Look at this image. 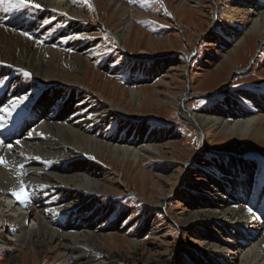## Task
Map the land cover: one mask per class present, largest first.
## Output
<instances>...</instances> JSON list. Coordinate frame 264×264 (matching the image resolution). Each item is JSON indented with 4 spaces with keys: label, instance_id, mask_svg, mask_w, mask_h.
<instances>
[{
    "label": "rangeland",
    "instance_id": "obj_1",
    "mask_svg": "<svg viewBox=\"0 0 264 264\" xmlns=\"http://www.w3.org/2000/svg\"><path fill=\"white\" fill-rule=\"evenodd\" d=\"M50 1H62L64 8L72 10L78 4L81 11L80 25L86 31L77 34L76 38L85 35L95 43V52L89 56V62L95 71L90 69L86 74H81L82 84L91 92H103L120 108L126 109L132 118L140 120L144 127L154 128L160 123L166 130L165 137L159 143L164 156L154 160L143 159L138 167L131 162L112 161L107 156H101L102 159L90 157L103 168H110L106 170L110 187L102 183L101 193H86V198L70 202L66 208L69 212L79 210L78 216L86 219L94 217L96 220L94 228L81 243L91 248L100 264H206V256L212 255L215 250L208 245L207 235L215 232L218 222L229 221L216 208L195 205L196 200L207 198L203 185L212 183L199 180L203 177V170H198L207 169L219 179L224 177L225 169L237 162L235 155L230 152L237 150V156L258 166L254 175L257 178L256 186L263 188L264 147L253 140L218 136L214 132L208 134V142L204 146L200 130L191 122L189 111L200 113L216 106L227 96L239 97V90L264 93V46L257 48V38H249L248 45L239 56L234 55L233 61H227L226 55L232 42L221 39L212 41L225 27L226 21L220 9L233 0H206L202 8L191 0H123L130 6V18L136 24L127 45L120 44L111 33L117 24V16L105 0L101 1V6L94 4L92 0L87 3L84 0ZM84 7L88 10L82 11ZM31 9L34 8H29L33 13ZM58 19L59 16L53 17L45 21L36 32H29V36L22 32L21 36L35 42L36 47L43 48L47 43L55 47L50 28L55 26ZM66 27L67 25L63 28ZM46 29L48 32H45ZM41 32L43 35L40 39L36 35ZM243 32L245 31L241 30L240 33ZM212 42L213 46H210L209 43ZM62 44L65 48L67 41ZM213 48L220 53L214 56ZM68 55L72 57L74 52ZM208 58L214 59V64H206ZM126 60L130 62L125 63ZM254 60H259L257 65ZM0 61V108L8 107L12 99L25 96L24 93L13 96L16 93L10 91H21L17 81L20 76L35 85V90L29 96L39 97L37 92L48 88L45 87L48 84L35 77L33 72L28 71L31 76L26 77L19 67L8 62L5 64L1 58ZM141 61L149 65L158 61L159 70L145 76L144 71L134 69L135 64ZM70 68L69 66L68 70ZM197 71L201 74H194ZM9 78H13L12 84L5 88ZM191 80L194 88L189 84ZM130 87L140 89L147 96L142 106L138 107L135 102L130 101ZM183 88L189 94L184 103L176 107L166 102ZM6 94L9 95V100H5ZM159 99L161 103H158ZM241 99L246 105L250 104L246 98ZM24 102L11 116L0 112L5 117V126L0 128V157L3 159L10 153H20L18 150L27 148L29 142H36L28 141L29 138L25 136L38 124L35 121L33 126H27L34 120L30 117L35 105ZM122 118L120 115L107 116L104 126L110 130L109 138L124 136L131 129L132 123L127 125V121ZM42 137L47 138L45 135ZM217 145H224L226 148H213ZM257 148L262 149L254 151ZM198 153L200 157L195 165H188ZM14 178H17L18 186L13 190L19 191L23 184L25 192L30 196L28 186L20 179V172ZM100 179H105V176L102 175ZM105 187L110 189L105 191ZM113 188L120 190L117 192ZM261 188L259 192L263 194L264 189ZM11 192L12 190L10 194ZM17 202L21 204L18 200ZM192 204L196 207L193 210L190 209ZM252 210L254 214L256 208L253 207ZM10 213L7 209L4 214H0V264H64L62 254L72 244H59L49 235L20 247L9 245L11 242L6 230L14 234L17 229L8 220ZM53 216L55 217V213ZM68 218L61 216L58 222L61 224ZM48 226L51 229L57 227L53 224ZM231 233L234 231L226 229L217 236L225 239ZM249 245L248 242L244 247ZM213 256L212 264H226L223 255ZM232 262L236 264L238 261Z\"/></svg>",
    "mask_w": 264,
    "mask_h": 264
},
{
    "label": "bare ground",
    "instance_id": "obj_2",
    "mask_svg": "<svg viewBox=\"0 0 264 264\" xmlns=\"http://www.w3.org/2000/svg\"><path fill=\"white\" fill-rule=\"evenodd\" d=\"M101 1L92 0L99 6ZM105 1L117 16V24L112 28L111 33L120 44L127 45L128 38L131 39L136 28L135 21L130 16V6L123 0ZM191 1L197 3L200 8L204 7L206 2V0ZM32 3L40 5L39 8L31 9L33 13L29 11L31 6L13 10L7 2L0 5L1 60L5 61V64L8 62L26 72H33L35 77L48 84L45 85L48 88L37 92L39 97L29 96L35 90V85L22 76L17 78L21 91L10 89L16 93L13 96L24 93L27 97V105H35L30 117L34 120L27 126H33L32 123L35 121L38 124L25 135L29 138L28 141L36 142H29L27 148L18 150L20 153H10L4 158L7 164H0V214H4L8 209L11 212L8 220L17 227L14 234L6 230L10 237L9 245L20 247L49 235L59 244L65 245L67 242L72 244L62 254V263L100 264L91 248L81 243L86 239L87 233L94 228L95 218L86 219L78 216L79 210L73 212L66 210L70 202L86 198V193H101L102 183L110 187L106 176V170L110 168H103L90 157L102 159L101 156H107L112 161L131 162L138 167L143 159L154 160L164 156L159 143L165 137L166 130L165 127L160 126L162 125L160 123L158 127H144L140 120L132 118L126 109L120 108L103 92H91L87 86L83 85L84 83L82 84L81 74H86L87 70L93 69L89 56L95 52V43L85 35L76 38L77 34L86 31L80 25L79 12L81 11L78 4H75L72 10L64 8L65 4L62 1L51 3L50 0H32ZM83 10L87 11L88 8L84 7ZM220 12L226 21L225 27L222 33L214 37L212 41L221 39V41L232 42L229 53L226 55L227 61H233L234 55L239 56L248 45L249 38H257V48L264 46V0H233L220 9ZM58 16L55 26L50 28L53 32L52 44L55 47H51L48 43L43 48L36 47L35 42H30L21 36L22 32L29 33L33 30L36 32L45 21ZM65 25L67 27L63 28ZM241 30L245 32L240 33ZM43 32L36 36L41 39ZM45 32L48 30L46 29ZM64 41H67L65 48L62 44ZM209 45L213 46V42ZM73 52L74 55L69 57L68 54ZM219 53V50L213 48L214 56ZM128 60L125 63H129ZM213 60L208 58L206 64H214ZM254 61L257 65L259 60ZM262 64L264 65V60ZM69 66L70 70H68ZM159 67L158 61L151 65L141 61L135 64L134 69L144 71L147 76L157 72ZM194 74L201 73L197 71ZM12 81L13 78H9L4 87H10ZM189 84L191 88H194L192 80ZM128 90L130 101L135 102L138 107L142 106L147 96L138 88L130 87ZM238 94H240L239 97L227 96L216 106L200 113L189 111L191 122L200 130L204 146L207 145L208 134L214 132L218 136L253 140L264 147V93L239 90ZM188 95L183 88L171 99L166 98V102L178 107L180 103L185 102ZM66 98L68 100H65ZM241 98H246L250 104L246 105ZM9 99V95L6 94L5 100ZM158 101V103L162 102L160 99ZM7 106L11 107V104ZM108 115L122 116V119L127 121V125L132 123L131 129L124 136L109 138L110 130L106 128V125L104 126ZM42 135L47 138H43ZM213 148L224 150L226 146L217 145ZM260 149L262 148L252 149V151ZM230 153L235 155L237 162L225 169L224 177L219 179L207 169L199 168L198 170H203L202 176L205 178L203 180L201 176L199 180L212 183L203 185L207 198L202 201L197 198L195 205L216 208L229 221L228 223L216 222L215 232L207 235L208 245L215 250L212 255L206 256L205 263L212 264L213 254H221L226 264H233L234 260L238 261L236 264H259V262L264 264V192L263 194L259 192L261 187L257 188V178L254 176L258 166L237 156L239 154L237 150H231ZM199 154H196L188 165L194 166L200 157ZM19 165H23V168L20 169ZM19 172L25 173L20 174V179L24 180V185L28 186L31 192L25 206L19 204L10 194V191L18 186L14 175ZM102 175L105 179H100ZM109 187H105V191L110 189ZM113 189L117 192L120 190ZM261 189H264V185ZM63 204L64 207H62ZM192 205L191 208L189 207L191 210L196 208ZM253 207L256 210L254 214H250L248 210ZM61 216L69 218L60 224L58 219ZM1 217L0 215V222ZM29 221L31 222L28 225ZM50 223L57 227L51 229L48 226L51 225ZM226 229H231L234 233L225 239L217 236L220 231ZM248 242L250 245L245 248Z\"/></svg>",
    "mask_w": 264,
    "mask_h": 264
},
{
    "label": "snow or ice",
    "instance_id": "obj_3",
    "mask_svg": "<svg viewBox=\"0 0 264 264\" xmlns=\"http://www.w3.org/2000/svg\"><path fill=\"white\" fill-rule=\"evenodd\" d=\"M9 3L11 5V9H21V8H25V7H36L39 8L40 5L38 4H33L32 0H0V5H3L4 3ZM88 0H85V3H87ZM89 7H91V5L89 4ZM9 10V9H6ZM24 35H29L28 33H24ZM21 71L24 73V75L26 77H30L31 74L24 71L23 69H21ZM27 99L26 96H20L17 97L16 99L11 101V108L9 107H3L0 108V112L2 113H7L8 116L12 115V112L20 105L22 104L25 100ZM5 117L3 115H0V128H3L5 126ZM18 143V142H17ZM9 148H11V145H9ZM36 159H39V157H36ZM0 164H7V162L3 159V157H0ZM20 169L23 168V165H19L18 166ZM21 175L25 174L23 172L20 173ZM11 194L21 203L26 205L28 200H29V195L25 192L24 190V186L23 184H21V188L19 191H16L15 189L12 190ZM249 213L252 214L253 210L251 208H249Z\"/></svg>",
    "mask_w": 264,
    "mask_h": 264
}]
</instances>
